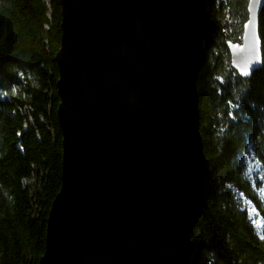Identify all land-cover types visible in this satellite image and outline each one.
<instances>
[{
  "label": "water",
  "instance_id": "obj_1",
  "mask_svg": "<svg viewBox=\"0 0 264 264\" xmlns=\"http://www.w3.org/2000/svg\"><path fill=\"white\" fill-rule=\"evenodd\" d=\"M60 6L61 186L38 264H190L210 196L197 86L206 0ZM246 8L241 42L226 40L241 78L262 67L264 0Z\"/></svg>",
  "mask_w": 264,
  "mask_h": 264
},
{
  "label": "trees",
  "instance_id": "obj_2",
  "mask_svg": "<svg viewBox=\"0 0 264 264\" xmlns=\"http://www.w3.org/2000/svg\"><path fill=\"white\" fill-rule=\"evenodd\" d=\"M247 2L206 0L197 86L210 196L193 229L190 264H264V8L261 69L241 78L226 46L241 42ZM60 39V0H0V264H38L44 252L61 186ZM248 159L258 165L253 176ZM247 204L263 223L262 236Z\"/></svg>",
  "mask_w": 264,
  "mask_h": 264
},
{
  "label": "rangeland",
  "instance_id": "obj_3",
  "mask_svg": "<svg viewBox=\"0 0 264 264\" xmlns=\"http://www.w3.org/2000/svg\"><path fill=\"white\" fill-rule=\"evenodd\" d=\"M245 22V21H244ZM242 33H243V30H242ZM242 37V35H241ZM59 76V75H58ZM58 81V80H57ZM58 107V106H57ZM247 165H248V173H249V176H253L257 170H258V165L257 163H255V161L253 160H250L248 159V161L246 162ZM248 205V210H249V214H250V217L251 219L253 220V225H254V228L258 234V236H262V233H263V223L261 222V220L257 217L256 213L253 211L252 207ZM254 217L257 218V220L254 221ZM192 239V237H191ZM193 242V241H192ZM194 246V245H193Z\"/></svg>",
  "mask_w": 264,
  "mask_h": 264
},
{
  "label": "snow or ice",
  "instance_id": "obj_4",
  "mask_svg": "<svg viewBox=\"0 0 264 264\" xmlns=\"http://www.w3.org/2000/svg\"><path fill=\"white\" fill-rule=\"evenodd\" d=\"M251 40H255L256 41V44H255V47L258 49V39H257V35L256 33L253 34V36L251 37ZM237 47H240L239 45H237ZM261 179H264V177H261ZM261 239H264V237H261Z\"/></svg>",
  "mask_w": 264,
  "mask_h": 264
}]
</instances>
